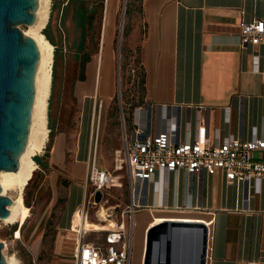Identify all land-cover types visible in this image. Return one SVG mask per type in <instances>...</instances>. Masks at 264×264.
Masks as SVG:
<instances>
[{"label":"crops","instance_id":"crops-1","mask_svg":"<svg viewBox=\"0 0 264 264\" xmlns=\"http://www.w3.org/2000/svg\"><path fill=\"white\" fill-rule=\"evenodd\" d=\"M255 19H264V0H139L127 41L136 47L142 76L141 112L132 111L128 135L147 117L150 134L175 128L180 141L202 136V127L209 144L264 138V44L242 45L237 29L240 20ZM94 84L89 72L74 87L80 102L76 137L61 133L52 141L49 160L61 169L48 173L40 187L47 179L51 184L46 218L57 232L38 253L41 264H73L66 239L72 235L66 232L72 222L77 227L90 163L105 153L94 138ZM249 183L228 182L221 172L190 176L179 169L156 172L152 180L137 182L134 192L128 186L125 208L134 206L131 264H144L147 233L162 223L210 224V264H264V180ZM178 236L170 261L194 262L200 229ZM157 256L156 246L153 262Z\"/></svg>","mask_w":264,"mask_h":264},{"label":"rangeland","instance_id":"rangeland-1","mask_svg":"<svg viewBox=\"0 0 264 264\" xmlns=\"http://www.w3.org/2000/svg\"><path fill=\"white\" fill-rule=\"evenodd\" d=\"M104 1H85L84 7L93 20L91 26L81 29L74 18V10L78 6L76 0H51L50 17L43 30L44 36L53 47L52 79L47 107L49 136L40 154L34 156L46 166L43 167L34 159L38 167L23 193L24 202L30 208V216L25 223L20 227L17 223L6 224L0 219V243L3 244L0 253L4 259L14 256L19 264H41L42 254L38 253L57 232L53 220L46 218L51 184L47 179L45 186H40L48 173L61 169L54 161L49 160L53 139L61 133L67 138H75L77 135L80 102L74 95V87L89 72L98 85V93L94 95V138H97L99 146L105 152L96 158V167L109 170L113 179L99 192V203L86 219L87 227L90 230L106 228L107 222L104 220L107 219V213L111 214L108 219H115L128 202L124 133L128 135L132 111L141 104L142 98L136 47L128 45L127 26L129 18L138 11L139 0H115L110 29L111 61L105 68V63H97L98 54L101 53ZM17 28L22 32L26 26L17 25ZM85 54L89 57L82 68L81 60ZM81 76L83 79H80ZM84 224L85 221L81 223V216L77 213V227ZM15 230L20 231L18 239L14 237ZM66 233L72 235L68 231ZM96 235L91 232L87 239L95 240Z\"/></svg>","mask_w":264,"mask_h":264},{"label":"built area","instance_id":"built-area-1","mask_svg":"<svg viewBox=\"0 0 264 264\" xmlns=\"http://www.w3.org/2000/svg\"><path fill=\"white\" fill-rule=\"evenodd\" d=\"M237 29L242 45L264 44V19L251 22L240 20ZM136 110L140 113L141 107L134 109ZM201 130L203 135L195 140L180 141L175 128L152 135L147 117L144 123L135 122L131 133H124L127 183L130 190L134 192L137 182L152 180L158 171L175 172L179 169L190 176L202 171L208 174L221 172L228 182H243L248 187L251 180H264V138L245 140L226 137L216 144H209L204 127ZM112 179L110 171L98 169L93 158L86 177L88 192L84 203L76 211L81 216V223L96 208L99 192ZM133 210L134 206L126 207L115 219H108L111 214L107 213V219L104 220L107 222L106 228L101 230H87L81 225L74 227L72 222L69 231L72 236L66 239L71 245L70 257L73 264H131ZM205 228L204 264H210L213 259V233L210 224H206ZM91 232L97 234L95 240L87 239Z\"/></svg>","mask_w":264,"mask_h":264},{"label":"water","instance_id":"water-1","mask_svg":"<svg viewBox=\"0 0 264 264\" xmlns=\"http://www.w3.org/2000/svg\"><path fill=\"white\" fill-rule=\"evenodd\" d=\"M37 5V0H0V170L17 169L18 156L27 139L39 51L36 42L24 36L17 25L32 24ZM10 204V198L0 195L1 219L8 216L7 206ZM191 228L201 232L196 260L192 263L171 262L169 255L173 235L175 232L179 236L188 233ZM205 241L206 228L203 225L159 224L147 233L144 264H204ZM155 245L157 262H153ZM2 247L0 243V249ZM0 264H6L1 253Z\"/></svg>","mask_w":264,"mask_h":264},{"label":"bare ground","instance_id":"bare-ground-1","mask_svg":"<svg viewBox=\"0 0 264 264\" xmlns=\"http://www.w3.org/2000/svg\"><path fill=\"white\" fill-rule=\"evenodd\" d=\"M37 1L38 5L35 10L34 22L30 25H25L26 28L22 30L24 36H28L36 42L39 51L27 139L24 149L18 156L17 169L14 171L0 170V195L8 196L11 199V204L7 206L8 216L0 219L6 224L17 223L20 227L30 216V208L24 205L23 193L33 172L38 167L34 161V156L40 154L49 136L47 107L51 89L53 47L44 36L43 30L50 17L51 0ZM104 5V19L100 38L101 53L98 54L97 63H105L107 65L111 61L109 52L111 42L110 29L115 0H105ZM83 227L90 230L86 225V220ZM14 237L16 239L20 238L19 230H15ZM5 263L19 264L14 256L5 257Z\"/></svg>","mask_w":264,"mask_h":264},{"label":"trees","instance_id":"trees-1","mask_svg":"<svg viewBox=\"0 0 264 264\" xmlns=\"http://www.w3.org/2000/svg\"><path fill=\"white\" fill-rule=\"evenodd\" d=\"M77 1V4H78V6L75 8V10H74V18H75V21H76V23H77V25L81 28V29H84L85 27H89V26H91V24H92V20H93V18H92V16H91V14L90 13H88L87 11H86V8L84 7V5H85V1L86 0H76ZM88 55L87 54H85L83 57H82V60H81V67L83 68L84 67V65H85V63L88 61ZM80 79H83V76H81L80 77ZM139 84H140V86H141V84H142V76L140 75V79H139ZM35 159V161L37 162V163H39L40 165H43V167H45L46 166V164H42V163H40V160L38 159V158H34ZM33 174H34V172H33ZM33 174H32V176H31V178L33 177ZM31 180V179H30ZM29 180V181H30ZM29 183V182H28ZM28 185V184H27ZM26 185V186H27ZM25 186V187H26ZM23 199H24V197H23ZM24 205L26 206V207H28L26 204H25V202H24Z\"/></svg>","mask_w":264,"mask_h":264}]
</instances>
